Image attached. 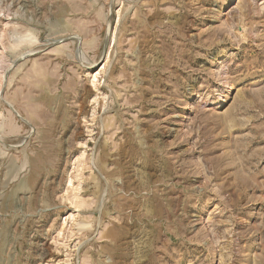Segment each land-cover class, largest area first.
I'll return each mask as SVG.
<instances>
[{"label": "rangeland", "instance_id": "1", "mask_svg": "<svg viewBox=\"0 0 264 264\" xmlns=\"http://www.w3.org/2000/svg\"><path fill=\"white\" fill-rule=\"evenodd\" d=\"M0 264H264V0H0Z\"/></svg>", "mask_w": 264, "mask_h": 264}, {"label": "bare ground", "instance_id": "2", "mask_svg": "<svg viewBox=\"0 0 264 264\" xmlns=\"http://www.w3.org/2000/svg\"><path fill=\"white\" fill-rule=\"evenodd\" d=\"M223 100H224V98H221V99H220L221 102H222ZM220 101H219V102H220Z\"/></svg>", "mask_w": 264, "mask_h": 264}]
</instances>
